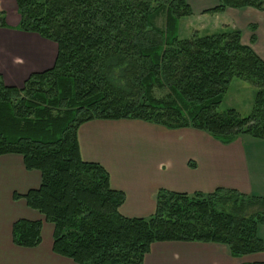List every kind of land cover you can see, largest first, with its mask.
<instances>
[{"label":"trees","instance_id":"1","mask_svg":"<svg viewBox=\"0 0 264 264\" xmlns=\"http://www.w3.org/2000/svg\"><path fill=\"white\" fill-rule=\"evenodd\" d=\"M14 1L15 28L54 42L57 53L52 67L20 87L0 73V155L18 154L27 170L40 172L39 187L22 197L52 224V251L75 264H145L156 241L222 243L233 257L264 253L263 196L159 188L154 213L126 217L124 193L110 186L101 164L81 158L77 142L79 126L94 119L194 128L222 144L264 139V60L242 43L241 31L224 26L179 37V20L192 15L186 0ZM246 6L264 10V0H218L206 12ZM161 12L163 27L155 24ZM0 27H7L1 9ZM233 78L257 88L247 116L217 111ZM155 87L168 92L155 97ZM41 228V220L18 219L12 241L35 247Z\"/></svg>","mask_w":264,"mask_h":264},{"label":"crops","instance_id":"2","mask_svg":"<svg viewBox=\"0 0 264 264\" xmlns=\"http://www.w3.org/2000/svg\"><path fill=\"white\" fill-rule=\"evenodd\" d=\"M186 1L192 10L186 17L192 24L190 34H202L209 30L207 26L217 30L223 26L238 28L242 43L250 45L264 60V10L227 7L207 17L204 11L216 6L218 0ZM5 21L7 27H0V73L6 85L20 87L29 74L52 67L57 46L38 34L16 29L18 18L14 29L8 28L6 13ZM252 34L254 42L250 41ZM17 44L28 48L19 49ZM77 142L81 158L101 164L109 174L110 186L124 193L119 211L126 217L154 213L159 188L184 193H209L217 187L244 194L254 191L241 136L222 144L194 128L94 119L79 126ZM40 183V172L27 170L20 155H0V264H75L52 251V224L29 208L22 197ZM18 219L42 221L39 245L27 248L13 243L12 224ZM258 235L264 240L259 230ZM254 256L261 257L247 259ZM257 260H264V253L233 257L225 244L199 241H156L144 256L145 264H238Z\"/></svg>","mask_w":264,"mask_h":264},{"label":"rangeland","instance_id":"3","mask_svg":"<svg viewBox=\"0 0 264 264\" xmlns=\"http://www.w3.org/2000/svg\"><path fill=\"white\" fill-rule=\"evenodd\" d=\"M3 2L5 3V6H3ZM13 6L15 7V10L14 9L12 10V6L9 4V0H0V9L5 11L8 19L10 18V20L8 21L10 24L8 28L10 29H14V25L17 22V19L14 18V12L17 15V18L19 21V15L16 12V4ZM220 12L222 11L213 12V13L206 12V10L204 11V13L208 14L207 17H209L210 14L212 15L214 13H220ZM11 18H14V19L11 20ZM188 20L189 19L186 17H183L179 20L178 35L181 38L189 37L190 32L192 31L189 28V26H192V24L189 23ZM208 23L209 22H206V24ZM155 24L159 27L164 26V13L163 12H161L156 17ZM207 29L209 30L203 31L202 34L212 33V32L217 31L216 28L212 29V27H209V26H207ZM256 89L257 88L255 85L245 80H242L240 78H233L223 97V100L217 107V111L222 112L229 108H233L241 116L249 115L252 111ZM167 92L168 91L166 88H156L155 87L153 89L154 96L158 98L164 97ZM130 120H137V119H130ZM241 137H242V143L247 153V159H248L249 166L251 168V173L253 176L254 191L252 193H249L248 195H258V196L264 197V139L254 138V137H251L250 135H242ZM258 230H259V233L264 236V223L258 226ZM258 253H262V252H258ZM251 254H256V253H251ZM260 257L261 256H258V257L254 256V257H249L247 259L252 260V259H258ZM257 261H264V260H257Z\"/></svg>","mask_w":264,"mask_h":264},{"label":"bare ground","instance_id":"4","mask_svg":"<svg viewBox=\"0 0 264 264\" xmlns=\"http://www.w3.org/2000/svg\"><path fill=\"white\" fill-rule=\"evenodd\" d=\"M9 4L12 6V10L14 9L15 10V7L13 6V5H15V2H14V0H9ZM3 6H5V3L3 2ZM14 18L15 19H17V15L15 14V12H14ZM9 20H10V18H9ZM17 46H18V48L20 49H26V48H28L27 47V45H22V44H17Z\"/></svg>","mask_w":264,"mask_h":264}]
</instances>
